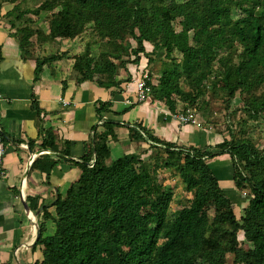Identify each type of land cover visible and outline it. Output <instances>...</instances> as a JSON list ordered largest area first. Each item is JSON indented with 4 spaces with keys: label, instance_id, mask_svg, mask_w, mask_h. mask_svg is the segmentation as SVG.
Returning a JSON list of instances; mask_svg holds the SVG:
<instances>
[{
    "label": "trees",
    "instance_id": "trees-1",
    "mask_svg": "<svg viewBox=\"0 0 264 264\" xmlns=\"http://www.w3.org/2000/svg\"><path fill=\"white\" fill-rule=\"evenodd\" d=\"M5 2L15 0H0V7ZM41 12L49 16L51 40H72L90 27V39L73 62L81 80L95 76L101 87H118V69L137 64L140 54L150 63L153 56L161 58L164 51L177 50L180 59L162 61L157 88L150 86L149 75L145 78L150 96L171 113L198 108L203 91L222 84L229 99L237 90L245 95L241 108L247 114L264 115V0H42L33 9L21 8L19 1L3 16L15 30L22 55L35 58L34 80L43 65L66 54L35 51L38 31L22 16ZM177 19L180 29L171 34L157 25L159 20ZM95 43L96 54L90 49ZM145 43L152 45L149 52ZM181 79L193 83L195 92L182 89ZM261 86L262 92L254 93ZM178 102L186 107L179 110ZM111 105L96 103L104 126L119 125L102 121ZM130 129L160 152L151 162L136 152L108 161L107 137L114 133L95 134L93 151L73 162L81 169L79 178L49 203L55 214L43 206L35 243L42 246L40 264H225L228 254L232 264H264V140L259 148L229 132V140L209 151L164 141L140 123ZM47 139L41 146L53 147ZM4 141L0 130L2 146ZM224 153L232 159L236 188L250 190L240 215L206 162ZM32 167H39L37 160ZM162 168L176 172L192 193L187 203L172 207V187L158 177ZM205 207H212L214 215L198 222ZM49 219L55 230L45 235ZM238 233L248 248L241 245Z\"/></svg>",
    "mask_w": 264,
    "mask_h": 264
},
{
    "label": "crops",
    "instance_id": "crops-1",
    "mask_svg": "<svg viewBox=\"0 0 264 264\" xmlns=\"http://www.w3.org/2000/svg\"><path fill=\"white\" fill-rule=\"evenodd\" d=\"M6 3L0 7V130L5 135V176L0 180V264H40L42 246L35 243L43 206L55 214L49 203L58 192L64 195L79 178L81 169L73 162L93 151L95 134L114 133L107 137L108 161L122 155L111 158L112 151L149 153L150 142L139 139L130 129L139 123L155 137L181 147L211 150L218 142L213 141L210 128L203 127L190 108L184 113H171L151 96L148 101L138 100L137 82L145 81L147 75L145 56L137 64L118 69V87L105 88L97 84L95 76L80 79L73 68L74 57L79 54L78 42L74 45L76 38L64 39L72 42L73 49L61 47L57 52L66 54L43 65L34 80L35 58L19 50L15 30L3 16L10 10ZM98 101L112 103L102 121L117 122L118 126L100 124ZM180 115L191 116L194 122L183 123ZM45 138L53 147L41 146ZM34 160L39 167H32ZM206 162L223 192L236 194L231 157L221 154ZM51 163V168L45 169ZM52 224L51 219L45 221V235L53 234Z\"/></svg>",
    "mask_w": 264,
    "mask_h": 264
},
{
    "label": "rangeland",
    "instance_id": "rangeland-1",
    "mask_svg": "<svg viewBox=\"0 0 264 264\" xmlns=\"http://www.w3.org/2000/svg\"><path fill=\"white\" fill-rule=\"evenodd\" d=\"M20 1L21 8H29L33 9L42 0H15V2H7L6 4H10V9L12 8L14 3ZM5 4V3H4ZM22 19H25L27 24L38 31V36H34L33 39L35 41L36 37L40 38V43H36L34 45L35 51H38L41 55H48L53 52H57L61 47H69L72 48V42L64 41V39H49V16L46 12H41L39 14L25 13L22 16ZM24 22V20H23ZM157 25L161 29L164 34H171L174 31H178L180 26L178 24V19L175 22H163L161 20L157 21ZM90 27L86 26L84 31L76 37L74 41V45L78 42V51L79 54L84 50V44L87 40L90 39ZM11 29V28H10ZM122 33V32H121ZM124 38H126V34L122 33ZM130 39L131 45L135 46V42ZM63 41V42H62ZM77 41V42H76ZM97 43L90 46V49L93 53H97L98 50ZM145 49H152V45L145 43ZM143 55L140 54V57ZM132 58V56H130ZM176 58L177 60L181 58V54L174 50L173 52L166 53L165 51L161 54V58L153 56V60L148 63L146 66V74L149 75L150 86L158 87V77L160 75V69L162 67V61H169L171 59ZM180 85L182 89L185 91L195 92L197 87L194 86L193 83L188 84L184 82L183 79L180 80ZM149 86V87H150ZM204 86V84H202ZM151 88V87H150ZM263 87H258V89L254 90V93L259 94L262 92ZM204 93L199 98V104L197 107H188L190 108V112H193L197 115V119L203 127L210 128L211 136L213 137V141L220 143L221 141L230 139L231 137H235L237 139L245 138L254 146H258L259 148L263 145L264 140V115L260 117H255L253 114H247L242 110L243 97L245 96L238 90L235 94L229 99L228 91L225 86L222 84H216L214 87H208L203 91ZM151 98V97H150ZM149 100V98H148ZM147 100V101H148ZM202 100V102H200ZM165 105V104H164ZM178 109L180 110L182 107H186L181 103H177ZM194 109V110H192ZM229 132L231 134L229 135ZM199 148V147H198ZM150 151L148 154H140V158L145 161L151 162L153 157L156 155L158 151L156 148H149ZM216 150V148H213ZM211 149V150H213ZM218 150V149H217ZM145 151H148L146 149ZM210 151V149H209ZM123 151H112L111 158H115L120 156ZM160 152V151H158ZM227 154V153H224ZM161 157H165V153H161ZM209 168L210 165L208 164ZM155 168V167H154ZM157 169V168H155ZM211 169V168H210ZM158 177L163 180V183L172 187L173 190V202L172 207L176 208L180 204L187 203L188 200L192 197V193H189L185 190L184 184L181 181L179 175L173 170H169L166 168L158 169ZM236 184V182H234ZM236 186V185H235ZM227 191V190H226ZM225 193V192H224ZM227 197L232 201L234 212L237 215L241 214L242 209L247 204V200L249 199L250 190L248 187L244 189H238L236 194L228 193ZM214 215L212 207H205L200 215L198 222L206 219L209 220ZM52 227L55 230V225L52 224ZM54 232V231H53ZM238 240L241 242V245L244 248H248L249 244L242 242L243 236L238 233ZM225 264H232V255L228 254L226 258Z\"/></svg>",
    "mask_w": 264,
    "mask_h": 264
},
{
    "label": "built area",
    "instance_id": "built-area-1",
    "mask_svg": "<svg viewBox=\"0 0 264 264\" xmlns=\"http://www.w3.org/2000/svg\"><path fill=\"white\" fill-rule=\"evenodd\" d=\"M151 89L148 85H146L144 80H139L137 82V97L139 101H147L150 97ZM180 120L183 123H193L194 120L191 116L188 115H180ZM3 159H4V148L0 143V180L5 176V171L3 169Z\"/></svg>",
    "mask_w": 264,
    "mask_h": 264
},
{
    "label": "water",
    "instance_id": "water-1",
    "mask_svg": "<svg viewBox=\"0 0 264 264\" xmlns=\"http://www.w3.org/2000/svg\"><path fill=\"white\" fill-rule=\"evenodd\" d=\"M23 205H24V208H25L26 210H28V207H27V205H26L25 202H23ZM38 236H39V231H38V228H37L36 239H37Z\"/></svg>",
    "mask_w": 264,
    "mask_h": 264
}]
</instances>
